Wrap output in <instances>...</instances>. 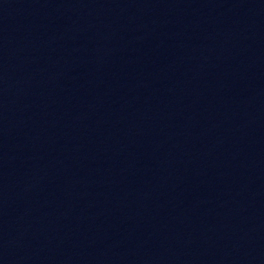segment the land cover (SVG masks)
<instances>
[{
    "label": "water",
    "instance_id": "water-1",
    "mask_svg": "<svg viewBox=\"0 0 264 264\" xmlns=\"http://www.w3.org/2000/svg\"><path fill=\"white\" fill-rule=\"evenodd\" d=\"M0 264H264V0H0Z\"/></svg>",
    "mask_w": 264,
    "mask_h": 264
}]
</instances>
